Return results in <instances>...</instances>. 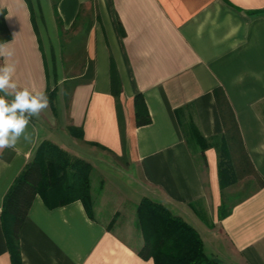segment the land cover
I'll list each match as a JSON object with an SVG mask.
<instances>
[{
	"label": "crops",
	"instance_id": "crops-1",
	"mask_svg": "<svg viewBox=\"0 0 264 264\" xmlns=\"http://www.w3.org/2000/svg\"><path fill=\"white\" fill-rule=\"evenodd\" d=\"M0 10L14 78L54 98L28 140L0 151V264H12L4 199L44 141L90 163L99 194L93 218L81 201L50 208L38 195L20 233L22 264H154L138 256L136 229L130 240L109 224L144 197L194 226L209 257L264 264V186L226 200L231 212L219 216L226 125L215 95L223 90L264 182V0H0ZM139 94L152 119L142 127Z\"/></svg>",
	"mask_w": 264,
	"mask_h": 264
},
{
	"label": "trees",
	"instance_id": "trees-1",
	"mask_svg": "<svg viewBox=\"0 0 264 264\" xmlns=\"http://www.w3.org/2000/svg\"><path fill=\"white\" fill-rule=\"evenodd\" d=\"M4 14L0 10V25ZM9 38L10 36L7 37ZM111 83L113 93L117 95L119 85L114 67L111 68ZM49 95L53 105V93ZM215 95L226 125L224 148L219 151V181L223 196L219 216L223 218L231 212L227 209L224 196L227 187L245 177H253L262 186L264 182L249 165L234 113L223 90H217ZM134 102L137 126L149 125L152 119L144 97L139 94ZM194 137H199V134H194ZM194 137L189 134L191 141ZM91 171L90 163L70 155L50 141L39 145L33 159L17 177L3 203L2 224L12 264H22L20 233L38 195L50 208L80 200L88 215L92 216L89 183ZM136 214L138 229L144 238V244L137 254L143 260H153L154 264H222L218 259L208 256L199 231L181 216L172 213L164 204L144 197L136 207Z\"/></svg>",
	"mask_w": 264,
	"mask_h": 264
},
{
	"label": "clouds",
	"instance_id": "clouds-1",
	"mask_svg": "<svg viewBox=\"0 0 264 264\" xmlns=\"http://www.w3.org/2000/svg\"><path fill=\"white\" fill-rule=\"evenodd\" d=\"M10 44L0 42V151L15 149L21 138L28 140L26 130L32 118H38L50 106L45 91L21 87L14 78L15 49Z\"/></svg>",
	"mask_w": 264,
	"mask_h": 264
},
{
	"label": "rangeland",
	"instance_id": "rangeland-1",
	"mask_svg": "<svg viewBox=\"0 0 264 264\" xmlns=\"http://www.w3.org/2000/svg\"><path fill=\"white\" fill-rule=\"evenodd\" d=\"M1 28H2V26L0 25V30H2ZM65 51H66V49H65ZM111 175L115 181L117 180L118 184H120L122 186L123 185L129 186V187L131 186L130 182L128 181V178L123 176V174L114 175L111 173ZM89 183H90V194H91L92 203H93L92 216L91 217L89 216V217L93 218L94 205H95V202H97V200L94 198V196L96 195V193L97 194H99V193L97 192V189H96L95 193H94L95 195L93 196L91 178H90ZM258 186H259V181L255 180L253 177L252 178L251 177H245L243 179H240V181L238 183L227 187L224 190V196H225L226 200L229 202V204H231L232 202L240 200L242 197L249 194L251 191L257 189ZM99 198H98V201H100ZM78 201H80V200H78ZM124 205H126V204H124ZM226 206L227 207L229 206L228 203ZM125 209H126L125 213H120V215H118L117 214L118 212H117L116 214H114L112 216V219L109 222L110 226L117 228L119 234H122V236L127 237L128 239L130 238V240H131V238L133 239L134 229H136L138 231V235L140 236L139 242L144 243L143 235H142L141 231L138 229V220H137L136 208H134V206H132V205L127 204L125 206ZM137 241H138V238H137ZM221 263L223 264V262H221Z\"/></svg>",
	"mask_w": 264,
	"mask_h": 264
}]
</instances>
